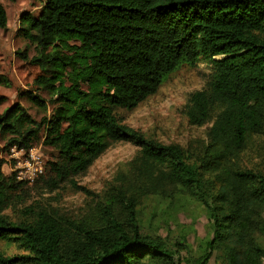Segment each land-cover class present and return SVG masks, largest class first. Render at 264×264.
<instances>
[{"label":"trees","instance_id":"16d2710c","mask_svg":"<svg viewBox=\"0 0 264 264\" xmlns=\"http://www.w3.org/2000/svg\"><path fill=\"white\" fill-rule=\"evenodd\" d=\"M21 21L39 47L35 82L53 108L40 122L19 103L0 113L7 147L28 149L43 138L58 152L46 173L52 188L68 183L90 193L76 178L111 143L131 142L153 168L150 179L203 206L209 235L183 258L184 236L170 241L144 232L140 204L165 192L140 176L134 188L108 190L102 216L66 219L42 210L12 219L6 210L25 181L4 174L0 159V264H208L213 256L217 264H263L264 166L238 160L264 134V0H45ZM6 26L0 2V28ZM199 63L209 77L191 94L186 115L193 125L213 123L198 149L148 138L117 115L155 94L180 66ZM26 96L47 108L39 96ZM167 197L172 210L184 207L180 195ZM12 246L21 252L8 254Z\"/></svg>","mask_w":264,"mask_h":264},{"label":"rangeland","instance_id":"374dc122","mask_svg":"<svg viewBox=\"0 0 264 264\" xmlns=\"http://www.w3.org/2000/svg\"><path fill=\"white\" fill-rule=\"evenodd\" d=\"M7 13V26L0 28V113L19 103L37 122L49 116L52 111L51 95L38 86L35 79L42 74L41 67L34 61L39 47L24 36L21 16L23 13L34 15L42 9L45 0H0ZM209 67L204 63L196 66L182 65L173 71L158 91L149 96L132 110L118 109L119 118L127 126L144 136L159 142L177 143L183 147L198 149L208 140V131L212 121L202 126L189 123L186 105L192 93L206 87ZM33 94L46 101L47 108L34 104L26 95ZM8 134L0 131V159L4 174L10 173L12 148L7 147ZM43 161L44 171L32 181L24 182V187L7 210L12 219L30 218L36 212L47 211L51 215L66 219H92L105 214L108 209L106 195L112 186L129 185L134 188L137 179L150 180L160 184L165 194L153 195L139 206V218L144 232L153 236L160 235L175 241L185 237L189 247L182 249L180 255L189 258L197 254L203 240L209 235V221L203 206L187 200L174 185H164L149 174L153 170L148 162L141 158L140 148L131 142H113L89 167L87 172L76 178L80 186L90 193L79 191L68 183L53 189L47 180L48 162L56 161L58 152L52 146L43 143L36 145ZM264 146V134L253 139L251 147L238 160L242 166L262 167L264 159L260 149ZM46 169V172H45ZM45 172V173H44ZM180 195L184 207L172 210L167 196ZM166 196V197H164ZM164 197V198H162ZM120 212L121 206L113 204ZM8 254H19L21 250L12 246ZM182 264H186L184 261ZM208 264H217L213 256ZM264 264V262H263Z\"/></svg>","mask_w":264,"mask_h":264},{"label":"built area","instance_id":"2783aa9c","mask_svg":"<svg viewBox=\"0 0 264 264\" xmlns=\"http://www.w3.org/2000/svg\"><path fill=\"white\" fill-rule=\"evenodd\" d=\"M40 149L32 146L28 149L13 146L10 173L14 172L18 180L32 181L44 171L43 161L39 155Z\"/></svg>","mask_w":264,"mask_h":264},{"label":"bare ground","instance_id":"6f19581e","mask_svg":"<svg viewBox=\"0 0 264 264\" xmlns=\"http://www.w3.org/2000/svg\"><path fill=\"white\" fill-rule=\"evenodd\" d=\"M12 158V157H11ZM13 174H14V172H13ZM17 179V178H16Z\"/></svg>","mask_w":264,"mask_h":264}]
</instances>
